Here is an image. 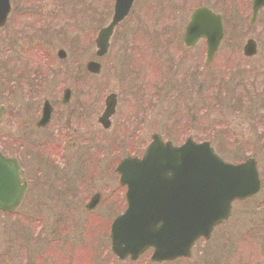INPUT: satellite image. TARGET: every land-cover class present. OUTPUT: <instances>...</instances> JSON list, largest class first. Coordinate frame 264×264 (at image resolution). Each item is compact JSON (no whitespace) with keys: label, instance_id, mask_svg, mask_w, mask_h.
<instances>
[{"label":"rangeland","instance_id":"374dc122","mask_svg":"<svg viewBox=\"0 0 264 264\" xmlns=\"http://www.w3.org/2000/svg\"><path fill=\"white\" fill-rule=\"evenodd\" d=\"M10 2L18 20L28 4L42 3L44 9L35 8L33 23L26 24L19 39L11 35L15 26H9L11 33L0 29V106L5 109L0 146L14 153L11 143L20 136L21 112L30 110L26 118L32 119L43 98L59 102L68 87L70 102L56 105L54 124L62 130L66 123L70 134L61 140L67 143L76 128L85 149L98 154L94 157L101 160L102 170L97 173L98 166L94 176L83 171L87 189H77L76 198L60 193L66 180L53 182L57 174L52 169L38 186L30 182L19 210L0 215V264H33L45 252L39 264H49L50 256L64 264L68 251L80 256L83 243H96L98 232L86 228L75 210L95 191L104 196L122 192L114 167L125 156L141 154L153 133L175 144L188 135L208 140L228 162L249 157L257 161L259 194L234 203L231 217L215 228L210 240L198 242L186 262L264 264V230L259 228L264 225V8L250 25L251 0H135L108 52L97 58L100 73L89 75L84 63L95 58L94 38L110 20L113 0ZM199 6L223 18L224 36L207 66L204 40L190 48L181 40L191 12ZM249 37L256 40L258 52L245 58L242 45ZM59 48L66 52L63 60L56 56ZM109 93L117 95V104L109 127L103 128L98 117ZM74 170L68 174L71 179ZM54 233L59 240H53Z\"/></svg>","mask_w":264,"mask_h":264},{"label":"water","instance_id":"95a60500","mask_svg":"<svg viewBox=\"0 0 264 264\" xmlns=\"http://www.w3.org/2000/svg\"><path fill=\"white\" fill-rule=\"evenodd\" d=\"M132 2L114 0L111 20L98 31L94 40L96 56L107 52L113 30L128 14ZM263 5L264 0H253V16ZM8 11L9 0H0V27ZM222 36L221 16L199 7L190 16L183 42L191 46L205 38V63L208 64ZM256 51L254 40L248 39L242 48L243 54L250 57ZM57 55L63 58L65 52L59 49ZM86 69L96 74L100 65L88 61ZM69 93L68 89L64 90V100ZM115 103L114 94L106 97L100 118L104 126L108 125ZM2 113L0 107V118ZM49 115L50 108L45 104L41 124L48 121ZM115 171L120 175L119 183L126 185L128 204L125 212L112 222V249L119 256H125L153 247L154 260L189 256L196 240L208 239L213 227L229 217L232 201L253 196L260 186L254 159L237 164L225 162L209 142L197 143L190 137L180 146H174L154 134L141 158L126 157ZM19 174L22 172L16 160L0 153V210L12 212L20 203L25 185H20Z\"/></svg>","mask_w":264,"mask_h":264},{"label":"flooded vegetation","instance_id":"af4514ba","mask_svg":"<svg viewBox=\"0 0 264 264\" xmlns=\"http://www.w3.org/2000/svg\"><path fill=\"white\" fill-rule=\"evenodd\" d=\"M35 8L44 9V4L38 3L34 7L28 4L27 7L21 8L26 9V12L24 13L21 11V18L18 20V12L14 11L13 6H11L10 12L3 28H7L10 33L13 29L11 35L19 39L18 37L21 35V33L24 30H27V27H25L27 26L26 24L33 23L32 19L36 17ZM9 26L15 27L9 30ZM7 35L9 34H6V36ZM29 99L34 100L35 98L29 97ZM45 100H47L49 105L51 106V118L45 126L39 127L37 125V122L39 121V118L41 116L42 106ZM58 104L62 107H66L68 106L69 102L62 105L61 100H59V102L57 99L52 101L51 99L45 97L43 98L42 104L39 106V108H34L32 119L26 118L30 115V110L27 111V113L26 111H24L26 116H23L24 113L21 112L20 118L17 121L22 127L20 128V136L15 139L17 142L14 140L11 143L15 146L13 148H15L16 151L14 153H11L10 150L7 151L4 147L2 148L0 146L1 151L4 154L14 156L22 167L24 173L22 180L27 183V190L25 195H27L28 190L30 189V185L32 186V184H35L38 186V184L42 183L40 182L41 179H48L51 174L49 170L52 169V173H56L58 177L57 178L53 176V182L57 183V181L62 177H64L66 180V182L62 181L65 183L64 190L66 191L60 189V193H65L69 197L76 198L79 196L77 189H87L86 185H84L87 183L84 182L83 179L87 172H85L81 176L83 171L88 169L94 176L98 166L101 165V167L98 168L97 173H100L102 170L101 160L99 161V159L94 157L98 154L92 150L87 151L85 149L86 147H84L81 142L84 141V139L80 137L79 131L76 128H72L73 140L68 138V143L64 142V140H61V137L66 139L67 135H69L70 132L68 129L65 130L66 123L63 125L62 130H60L61 126H56V123L54 124L53 117L55 115V107ZM20 108H22V106H20ZM71 121L72 120H70L69 127L71 125ZM60 132L62 133V136H60ZM2 140L4 144L8 142L7 137H5L4 139L2 138ZM81 152L83 153L82 158L80 155ZM88 163H91V165L89 166ZM44 169L48 171H45ZM73 170L75 174L73 176L74 178L71 179V176H68V174L71 172L72 175ZM92 177L90 179H92ZM94 194H98V202L97 204H95L94 202L89 203L90 207H88L87 204ZM63 204H65V201L63 202ZM125 206V191L123 190L122 192H109L107 196H104L100 191L93 192L87 198V201L83 204V208L75 211L77 212L76 215H83L86 228L92 229L93 232H98L99 239H97L96 243H83V245L81 246L82 250H80V256L68 251L67 259L64 264H73V259L77 260L78 264H187V258L183 257H178L173 260L157 262L153 261L151 258L153 249L151 248L144 250L141 254L134 257L130 255L119 257L114 254L111 250V241L109 238L110 226L113 219L124 211ZM80 210L82 211L79 212ZM45 254L46 252L42 254L38 253L36 263L33 264H39V262H43L41 261V256L44 257ZM46 262H48L49 264H62L58 262L54 256L53 258L50 256L49 260H46ZM192 264L196 263L193 262Z\"/></svg>","mask_w":264,"mask_h":264}]
</instances>
